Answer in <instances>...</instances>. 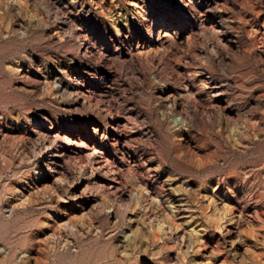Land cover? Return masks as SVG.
<instances>
[{
    "label": "rangeland",
    "instance_id": "1",
    "mask_svg": "<svg viewBox=\"0 0 264 264\" xmlns=\"http://www.w3.org/2000/svg\"><path fill=\"white\" fill-rule=\"evenodd\" d=\"M0 264H264V0H0Z\"/></svg>",
    "mask_w": 264,
    "mask_h": 264
}]
</instances>
